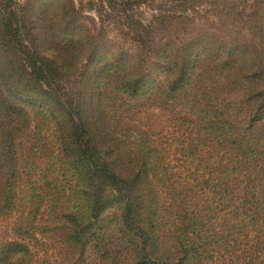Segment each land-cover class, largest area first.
I'll use <instances>...</instances> for the list:
<instances>
[{
  "label": "rangeland",
  "instance_id": "rangeland-1",
  "mask_svg": "<svg viewBox=\"0 0 264 264\" xmlns=\"http://www.w3.org/2000/svg\"><path fill=\"white\" fill-rule=\"evenodd\" d=\"M50 1L64 12L73 9L84 49H94L98 59L124 61L110 62V73L122 72L125 80L151 74L155 97L132 99L122 93L121 79L101 75L107 93L102 99L92 93L93 107L104 105L101 127L116 132L123 151L118 156L120 147L105 142L97 153L105 165L98 167L108 174L94 175L105 200L97 209L80 206L76 191L82 190H75V170L64 159L53 118L31 111V131L16 147V200L0 214V247L24 245V264H264V211L258 206L256 215L253 202L238 206L243 188L264 177V121L242 158L230 146L235 138L225 139L233 129L218 117L229 110L232 122L231 114L250 118L264 109L229 86L222 61L246 48L256 70L264 68V0H0V20L18 8L31 13L36 7L41 20L52 11ZM183 48L193 52L190 62L203 74L189 102L169 95L174 81L167 57L179 63ZM88 52L61 79L70 93L66 102L91 95L88 77L97 59ZM213 118L218 126L211 130ZM247 126L241 123L240 133L249 139ZM139 148L155 159L150 198L156 195L163 205L144 209L135 201L139 174L131 175L125 155Z\"/></svg>",
  "mask_w": 264,
  "mask_h": 264
},
{
  "label": "trees",
  "instance_id": "trees-1",
  "mask_svg": "<svg viewBox=\"0 0 264 264\" xmlns=\"http://www.w3.org/2000/svg\"><path fill=\"white\" fill-rule=\"evenodd\" d=\"M135 1L139 4L143 0ZM49 5L52 9L49 6L48 9L52 11L41 20L36 16L37 7L32 8L31 13L29 9L18 8L14 13H8L0 20V214L8 211L16 200L20 166L16 147L18 141L31 131L33 123L31 111L53 118L62 138L64 159L68 160L72 169L75 170V190L76 188L78 191V188L82 190L79 194L76 191L80 206L97 209L103 207L105 200L103 196H100V192L97 194L96 185L100 176H108L98 167L105 165L97 160V153L101 151L105 142H111L116 147H120L118 150L116 148V155L119 156L123 151V145L119 143V140L117 141L116 132L104 125L101 127V122H104L103 116H105L102 109L104 105L102 108L101 106L93 107L92 93L101 96V99L107 93V89L102 87L101 75L107 73L111 82L121 79V84L124 85L122 93L132 99L155 97L157 84L151 74L144 75L146 80L141 76L136 80H125L122 72L110 73L106 68L110 62L115 64L112 62L114 61L117 65H123L124 61L114 57L110 61L106 56L96 58L94 49L86 50L81 44L82 33L73 28L75 24L73 9L69 8L67 12H64L61 6L54 8L57 3L54 4L52 1ZM31 16L35 18L32 19ZM28 25H31V30L25 32L23 28ZM86 51H89L90 60L97 59V63L92 64L91 76L88 77V80L93 82L90 86L91 95H83V98L78 97L76 100L70 98L72 100L66 102L65 99L70 96V93L62 88L61 79L66 76L64 73L76 65L80 56H85ZM181 53L183 57H179V63L174 61L176 58L167 57L169 60L167 75L173 77L174 81H169V84L173 85L169 95L171 98L178 97L174 99L176 101L189 102L191 92L203 82L201 80L203 74L198 71L199 66H196L195 62H190L193 53L191 50L183 48ZM251 59L252 55L243 48L242 51H231L222 61H227L226 68L229 76L226 80L230 81L229 86L239 93H244V98H248L249 104L261 101L262 103L256 107L262 108L264 107V68L256 70ZM238 74L241 76L239 82L236 77ZM97 81L98 84L93 86ZM114 89L111 88L108 93ZM253 97L257 99L254 100ZM171 98L168 97L170 100ZM71 105L76 106L73 108ZM228 113L229 110L221 116L218 115L221 119L223 118L220 121L233 129L225 139L235 138L230 141V146L236 151L237 157L243 158L255 144L253 135L264 130L258 129L259 123L264 121V109L250 118L246 113H241L240 119L238 114L237 116L231 114L233 123L230 117L226 116ZM207 117L209 115L206 113ZM214 118L209 123L211 130L218 126ZM234 122L239 126H236ZM219 123L222 124V122ZM241 123L248 125L247 131L251 134V138L247 139L244 132L240 133ZM260 135L263 136V134ZM136 139L133 138V140ZM125 157L129 160L131 175L139 174L136 184L132 187V190L135 189L133 191L137 197L136 203H140L141 208L144 207V209H149L152 205H163L164 200L160 201L156 195L150 198L153 186L149 180L151 176L153 177L152 173L156 167L153 156L146 158L143 149L139 148L136 153L126 154ZM138 159L143 160V166L134 167L133 164ZM94 175H99V178ZM111 176L115 178L113 174ZM242 194L244 195L241 196L238 206L243 208L253 202L256 215L258 206L261 207L262 212L264 211V177L259 178L252 187L245 186ZM154 199H156L155 204ZM148 222L151 223V221ZM27 253L28 250L24 245L17 242L7 243L0 247V264H24L23 257Z\"/></svg>",
  "mask_w": 264,
  "mask_h": 264
}]
</instances>
